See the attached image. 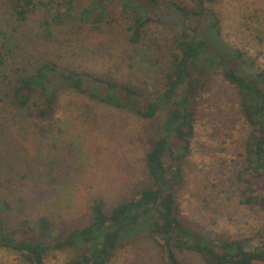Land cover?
<instances>
[{
	"label": "rangeland",
	"instance_id": "374dc122",
	"mask_svg": "<svg viewBox=\"0 0 264 264\" xmlns=\"http://www.w3.org/2000/svg\"><path fill=\"white\" fill-rule=\"evenodd\" d=\"M88 1L78 0V6ZM181 1L192 5L191 0ZM212 8L220 19L219 38L226 47L239 48L254 62L253 67L264 68V0H217ZM45 13L44 8H37L27 24L12 32V51L7 55V61L13 63L8 71L12 78L17 72V56L26 49L34 56L57 59L140 89L152 90L162 83L174 32L168 24L149 23L144 41L131 46L116 11L119 21L114 24L91 30L73 19L52 26V36L44 39L39 37L35 21ZM0 16L4 25L11 19L5 0H0ZM6 91V82L0 81V97L5 101ZM196 106L194 135L183 163L184 183L176 193L180 219L184 227L211 239L252 235L264 224V212L240 201L243 185L236 174L243 165V141L249 126L235 89L215 74L196 96ZM159 118H141L69 90L59 92L46 120L32 109L17 113L1 102L0 194L13 205L9 225L22 214L24 207L19 209V204L28 200L24 209L29 219L47 214L56 231L66 232L90 221L92 196L109 210L148 187L151 180L145 153L159 135ZM25 164H31L32 172ZM10 166L14 173L4 178L3 171ZM257 182L262 194L264 178ZM51 242L46 239L47 244ZM76 253L75 249L48 250L43 264H64ZM178 255L183 264H204L197 253L178 250ZM0 264L27 261L0 248ZM106 264L165 263L147 231L138 230L120 242Z\"/></svg>",
	"mask_w": 264,
	"mask_h": 264
},
{
	"label": "trees",
	"instance_id": "16d2710c",
	"mask_svg": "<svg viewBox=\"0 0 264 264\" xmlns=\"http://www.w3.org/2000/svg\"><path fill=\"white\" fill-rule=\"evenodd\" d=\"M217 0H5L13 21L1 22L0 81L6 82L8 100L17 113L32 109L48 119L62 90L77 92L96 102L154 119L159 135L145 153V167L151 180L127 200L105 210L101 199L89 201L90 221L66 232H58L44 213L29 219L24 207L14 224L7 220L13 205L0 194V248L18 253L27 264H43L48 250L75 249L64 264H106L121 241L136 231H147L161 250L165 264H183L178 250L199 254L204 264H255L264 261V224L252 235L237 238H208L184 227L176 193L183 186L184 159L194 135L196 96L207 88L211 77L220 74L235 89L242 116L249 130L243 141V165L236 179L243 185L241 203L264 212V68L236 47H226L219 35L220 19L212 6ZM37 8L45 14L35 21L39 37L52 36V26L75 20L91 30L119 21L125 40L140 45L151 22L168 24L171 36L162 83L152 90L140 89L125 81L99 73L78 70L49 57L34 56L24 49L17 57L15 79L8 72L12 32L29 22ZM9 46V47H7ZM33 57V59H26ZM26 59V60H25ZM140 62L143 59L138 58ZM27 61V62H25ZM14 62V60H13ZM17 115V114H16ZM31 171V164H25ZM6 172H9L6 174ZM3 177L14 173L10 166ZM136 230L133 232V230ZM51 238L50 244L46 239Z\"/></svg>",
	"mask_w": 264,
	"mask_h": 264
}]
</instances>
